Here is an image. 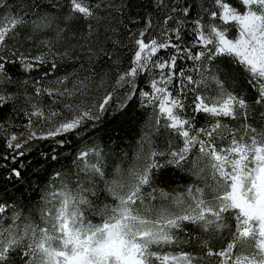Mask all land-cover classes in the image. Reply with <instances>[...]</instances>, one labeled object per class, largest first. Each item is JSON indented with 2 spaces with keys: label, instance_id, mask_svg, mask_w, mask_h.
<instances>
[{
  "label": "snow or ice",
  "instance_id": "1",
  "mask_svg": "<svg viewBox=\"0 0 264 264\" xmlns=\"http://www.w3.org/2000/svg\"><path fill=\"white\" fill-rule=\"evenodd\" d=\"M45 2L51 11L39 10L41 0H0V106L14 99L4 91V85L16 83L7 72L8 64H19L24 71L48 64L46 76L59 67L56 60L71 59L74 50L83 47L81 40L89 44L104 19L97 15L103 0ZM211 4V8L202 6V11L223 27L199 17L192 21L193 43L204 46L201 51L171 40L166 44L155 38L146 41L141 32L130 69L118 78L125 82L126 76L137 77L150 68L162 70L159 79L151 81L150 91L140 95L157 106L156 125L164 118V127L180 143L169 141L163 151L142 148L134 163L127 168L114 163L110 171L99 145L82 149L73 160L75 171L55 170L40 206L27 215L0 197V264H264V0H236L235 4L211 0ZM63 8L66 14L56 11ZM172 12L182 17L172 29L179 36L190 14L187 0L182 11L174 7ZM78 19L85 21L87 35L74 27ZM173 21L174 16H167L164 23ZM230 24L236 32L232 37ZM25 45L27 51H21ZM168 47L176 54L164 61L153 59ZM33 49L38 54L33 55ZM202 57L210 62L230 58L246 74L254 93L251 100L246 93L229 90L218 77L205 76L203 66L199 80L184 69L174 71L178 59L201 61ZM127 83L138 91L134 80ZM209 84L214 85L215 95L208 94ZM35 91L50 92L42 87ZM189 94L191 105L185 103ZM112 98L109 94L98 101V112L87 108L44 134L32 132L22 143H13L17 138L13 134L6 139L0 160L15 162L10 173L21 178L31 141L54 138L57 147L67 144L65 137L78 135L87 127L85 122L101 120ZM189 107L192 114L186 115ZM112 110L125 109L121 105ZM197 114L205 117L199 127ZM193 151L197 155L186 169ZM41 155L45 162L60 159L58 152ZM161 157L165 166L188 171L203 186L190 184L180 193L157 186ZM173 248L176 251H164Z\"/></svg>",
  "mask_w": 264,
  "mask_h": 264
},
{
  "label": "trees",
  "instance_id": "2",
  "mask_svg": "<svg viewBox=\"0 0 264 264\" xmlns=\"http://www.w3.org/2000/svg\"><path fill=\"white\" fill-rule=\"evenodd\" d=\"M96 2L97 0H89V3ZM230 2L235 4L236 0ZM185 3L186 0H103L97 15L104 19L101 26L92 33L91 42L84 44L81 40L83 47H77L71 59L56 60L59 65L56 70L49 71L45 76L44 72L48 70V64H45L43 69L35 68L28 71H24L19 64H8L7 72L16 83L4 85V91L14 95V99L0 106V154L6 151L4 148L6 139H10L13 134L21 135L28 125L48 129L53 118L70 119L69 115L72 112L82 108L85 110L88 107L98 112L96 108L98 101H102L104 96L109 94H112L113 98L109 104V111L100 114L101 120L85 122L87 127L78 135L65 137L67 144L57 147L54 138L31 141L23 157L26 167L21 169V178L13 177L10 173V169L17 166L15 162L0 160V197L14 202L27 215L29 211L40 206L41 196L55 170L75 171L73 160L82 149L99 145L108 158L110 171L114 163H121L125 168L134 163L137 153L141 152L142 148L145 152L150 150V147L163 151L169 141L173 145L180 143L164 127L166 122L164 118H161L159 126L156 125L159 115L157 106L140 95L142 91H150L151 81L159 79L162 70L150 68L137 77L126 76L125 82H119L118 78L129 71L136 49L135 40L141 38V32H145L143 39L146 41L156 36L162 39L164 44L171 40L182 48L192 49L193 52L201 51L204 46L193 43L192 21L199 17L205 23L214 22L221 25L222 22L209 21L202 11V6L212 7L211 0H187L190 14L185 18V23L179 29L177 36L172 29L176 27L175 21H179L182 17L178 13H173L172 9L177 7L182 11ZM39 10L51 11L45 0H41ZM56 11H63L66 14L67 9ZM167 16H174V21L165 24L164 20ZM92 23L95 24V21ZM73 25L85 35L88 34L87 25L82 19L75 20ZM230 28L232 29L229 33L230 37L235 36V26ZM72 43L75 44L76 40ZM27 49L28 45H25L21 51L26 52ZM64 50L63 46L59 48L60 52ZM32 54L36 55L38 52L33 49ZM174 54H176L175 49L168 47L160 49L153 59L164 61ZM178 55L183 56V53ZM48 59L49 62L52 61L51 57ZM201 66L205 76L218 77L225 82L229 90L238 94L246 93L251 100L254 93L246 82L247 76L231 63L230 58L219 57L211 62L203 57L201 61L182 58L177 60L174 71L178 73L184 69L186 74L199 80L201 76L198 70ZM163 71L167 73L169 69ZM179 79L180 77H175V82L178 83ZM34 80L38 82L35 85L32 83ZM128 80H134L135 89L138 91L133 90V87L127 83ZM24 81L28 83L24 84ZM36 87L47 88L50 92L37 94ZM213 88L214 85L209 84L208 94L215 95ZM169 89L174 93L176 91L172 85H169ZM96 93H100L101 97L104 96L96 97ZM129 96H131L130 100L127 99ZM191 102L192 96L189 94L185 103L191 105ZM121 105L125 110H112ZM32 113L38 114L32 115ZM191 114L192 110L189 107L186 115ZM204 121L203 115H196L197 127L203 125ZM224 122L235 124L228 120ZM52 152H58L60 159L55 162L48 159L45 162L46 157L41 153L51 155ZM196 155V151L191 153L190 160L185 165L186 169L191 167V159ZM159 163L161 167L156 169V185L167 192H185L190 184L203 186L202 181L188 171L165 166V158H159ZM56 183L58 184L59 181ZM34 218L39 219L38 216ZM186 250L191 249L186 246ZM164 251H176V249H164Z\"/></svg>",
  "mask_w": 264,
  "mask_h": 264
},
{
  "label": "rangeland",
  "instance_id": "3",
  "mask_svg": "<svg viewBox=\"0 0 264 264\" xmlns=\"http://www.w3.org/2000/svg\"><path fill=\"white\" fill-rule=\"evenodd\" d=\"M221 26L223 27L222 23H221ZM230 26H234V25H229L228 27ZM154 38L158 41V43L160 44H164V41L162 39H158L156 36H154ZM152 40V39H151ZM79 93V92H78ZM81 95V94H79ZM100 95V93H96V97H98ZM104 96V95H103ZM102 96V97H103ZM101 95L99 96V98H102ZM105 97V96H104ZM88 108H91V107H88ZM84 111V108L82 109H78V111H74L71 113L70 118L73 117L76 113L78 112H82ZM65 120H68V119H59V118H53L51 119V123L48 125V129L47 128H42V127H39V126H34V125H28L25 132H23L21 135H16V140L15 141H12L13 143H22L26 140H28V137L29 135L32 133V132H35L37 134H44L46 133L47 131L51 130L50 127H55L56 125H58L61 121H65ZM11 138V137H10Z\"/></svg>",
  "mask_w": 264,
  "mask_h": 264
}]
</instances>
